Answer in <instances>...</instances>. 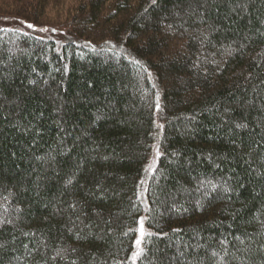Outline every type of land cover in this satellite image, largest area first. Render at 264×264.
Here are the masks:
<instances>
[{
    "label": "trees",
    "instance_id": "1",
    "mask_svg": "<svg viewBox=\"0 0 264 264\" xmlns=\"http://www.w3.org/2000/svg\"><path fill=\"white\" fill-rule=\"evenodd\" d=\"M0 14V264H264V0Z\"/></svg>",
    "mask_w": 264,
    "mask_h": 264
},
{
    "label": "rangeland",
    "instance_id": "2",
    "mask_svg": "<svg viewBox=\"0 0 264 264\" xmlns=\"http://www.w3.org/2000/svg\"><path fill=\"white\" fill-rule=\"evenodd\" d=\"M16 16H10V15H2L0 14V26H6V25H18V26H22V27H27V28H31L29 27V25H32V27L34 26L31 22L26 21L24 19L20 20L17 18H15ZM35 27V26H34ZM37 31L39 30L40 32L43 31V29H39L36 28Z\"/></svg>",
    "mask_w": 264,
    "mask_h": 264
},
{
    "label": "snow or ice",
    "instance_id": "3",
    "mask_svg": "<svg viewBox=\"0 0 264 264\" xmlns=\"http://www.w3.org/2000/svg\"><path fill=\"white\" fill-rule=\"evenodd\" d=\"M29 27H32V25H29ZM238 127H243V125H238ZM213 187H215V186H213ZM139 234H140L141 238H143L146 235V233L144 231V227H143V220L140 221ZM141 244H142V240L141 239H137L136 240V245H137L138 251L136 253H134V255H133V260L134 261H135V259L137 257H139V256H141L143 254V248L140 247Z\"/></svg>",
    "mask_w": 264,
    "mask_h": 264
}]
</instances>
